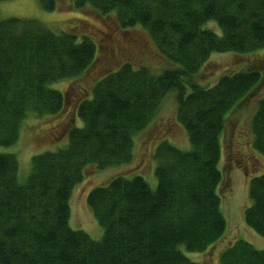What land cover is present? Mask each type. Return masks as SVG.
<instances>
[{
    "label": "trees",
    "instance_id": "trees-1",
    "mask_svg": "<svg viewBox=\"0 0 264 264\" xmlns=\"http://www.w3.org/2000/svg\"><path fill=\"white\" fill-rule=\"evenodd\" d=\"M37 2L50 12L59 0ZM64 4L67 10L112 15L119 29H143L170 66L165 62L155 74L123 62L90 88L72 91L98 60L96 42L72 30L52 31L35 19L0 17V264H202L185 253L204 255L226 238L222 138L228 119L264 84V57L229 70L211 86L196 83L194 76L197 80L212 53L264 49V0ZM210 21L220 35L204 27ZM54 83H68V89H55ZM169 94L189 148L156 141V187L139 175L119 172L86 195L101 239L73 229L74 188L134 160L138 136L149 131ZM29 114L55 115L61 120L57 138L66 135L67 143L33 155L21 182L18 156L7 149L17 142ZM251 134L254 150L264 157V96L256 103ZM247 196L244 222L264 238V172L248 180ZM234 240L219 250V264H264V250Z\"/></svg>",
    "mask_w": 264,
    "mask_h": 264
},
{
    "label": "rangeland",
    "instance_id": "rangeland-1",
    "mask_svg": "<svg viewBox=\"0 0 264 264\" xmlns=\"http://www.w3.org/2000/svg\"><path fill=\"white\" fill-rule=\"evenodd\" d=\"M67 2V0H63ZM59 0L53 11H44L37 0H9L0 2L1 18L35 19L55 32L74 31L91 37L97 44L98 60L95 66L74 84L72 91L90 88L93 82L106 70L130 62L135 66L148 67L153 73L159 74L169 62L156 54L154 46L147 34L141 28L127 30L119 29L115 17L100 16L88 9L81 10L64 8V3ZM217 35L221 34L220 28L213 21L204 24ZM156 48V49H155ZM255 57L253 55H256ZM264 57V49L252 53H212L197 73L196 83L213 85L216 80L231 69L242 68L248 60ZM166 68V67H165ZM196 73V74H197ZM264 73V72H263ZM195 74V75H196ZM60 91L68 89V83L51 85ZM67 87V88H66ZM70 90V89H69ZM264 96V84L257 90L244 106L226 122L222 138V170L226 181L220 189L221 210L227 221L228 230L226 238L220 246H216L206 254L185 253L195 262L202 264H219L218 253L231 240H243L259 250H264V238L256 234L244 222L243 212L249 206L247 196L248 180L264 172V157L252 146L251 120L256 103ZM55 115L33 116L29 114L22 123L19 137L15 145L7 151H13L19 159V181L23 182L30 169V158L33 155L46 151H55L63 148L67 143V136L58 139L59 119ZM59 122V123H58ZM58 123V124H57ZM166 140L173 146L187 150L189 143L186 132L176 118V106L173 94L167 95L161 104L160 114L151 125L149 131L140 134L136 141L130 163L113 166L90 176L74 188L70 205L69 224L73 229L86 232L91 239L98 241L102 237V228L97 224L92 213L86 206L88 191L100 185L103 181L118 174L130 172V176L139 175L145 179L151 189L156 187L154 176L155 162L152 152L156 141ZM131 164V165H130ZM221 199V198H220Z\"/></svg>",
    "mask_w": 264,
    "mask_h": 264
}]
</instances>
